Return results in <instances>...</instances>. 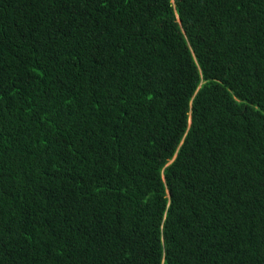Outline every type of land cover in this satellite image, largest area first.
Masks as SVG:
<instances>
[{
	"label": "trees",
	"instance_id": "obj_1",
	"mask_svg": "<svg viewBox=\"0 0 264 264\" xmlns=\"http://www.w3.org/2000/svg\"><path fill=\"white\" fill-rule=\"evenodd\" d=\"M0 264H264V0H0Z\"/></svg>",
	"mask_w": 264,
	"mask_h": 264
}]
</instances>
